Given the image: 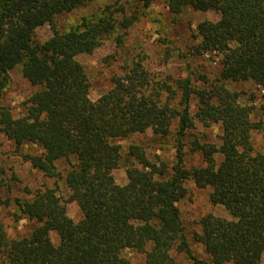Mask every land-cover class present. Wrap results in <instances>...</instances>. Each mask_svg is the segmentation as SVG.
Wrapping results in <instances>:
<instances>
[{
    "label": "trees",
    "instance_id": "16d2710c",
    "mask_svg": "<svg viewBox=\"0 0 264 264\" xmlns=\"http://www.w3.org/2000/svg\"><path fill=\"white\" fill-rule=\"evenodd\" d=\"M95 0H0V133L17 146L32 143L39 155H24L47 177L58 175L56 162L70 163L64 176L70 193L63 199L54 187L36 189L17 200L20 214L35 222L28 234L9 238L0 222V264H131L124 251L144 254V264H175L173 249L190 255L177 202L187 194L186 180L210 187V197L230 218L206 214L199 219L196 240L211 264H260L264 255V153L254 151L251 133L259 123L253 107L241 103L226 81H252L264 88V0H167L171 13L186 8L216 10L215 22L201 21L194 51L213 53L219 77L208 92L197 91L198 120L219 124V143L195 140L192 151L202 166L187 168L183 138L191 126L188 111L194 92L190 79L179 82L182 111L173 106L174 89L155 80L140 61L96 100L80 54H90L117 26L128 27L136 16L123 5H106L98 16L82 17L67 31L55 28V17ZM151 0H143L148 6ZM50 25L43 42L35 30ZM20 64L23 76L38 89L15 117L1 104L8 72ZM207 80V79H205ZM165 94V95H164ZM177 120L175 161L171 168L151 161L135 143L119 139L151 130L168 137ZM216 155L221 159L217 161ZM124 167L127 181L118 184L113 170ZM75 202L78 220L67 213ZM57 235V243L51 233Z\"/></svg>",
    "mask_w": 264,
    "mask_h": 264
},
{
    "label": "rangeland",
    "instance_id": "374dc122",
    "mask_svg": "<svg viewBox=\"0 0 264 264\" xmlns=\"http://www.w3.org/2000/svg\"><path fill=\"white\" fill-rule=\"evenodd\" d=\"M123 5L122 14L136 16V20L128 27L117 28L106 34L98 46L90 54H80L78 61L84 66L90 81L89 97L96 100L112 86L113 76H122L135 61H140L155 80L170 84L174 89L172 104L178 111H182L178 101L182 89L179 82L190 79V86L194 89L188 102L191 126L183 138L184 163L187 168L205 164L202 155L192 151L195 140L208 143H219L221 129L219 124L204 125L197 116L199 105L197 91L208 92L210 82L219 77L220 65L217 55L213 53L197 54L194 47L197 44L196 26L201 21L215 22L219 13L216 10L198 11L186 8L180 13H171L167 0H151L144 6L143 0H95L86 6L70 12L57 15L54 20L55 28L67 31L70 27L80 23L82 17L98 16L106 6ZM53 34L50 25H43L35 30L36 41L43 42ZM9 80L1 96V104L8 106L12 114L17 117L24 113L27 99L38 87L31 85L23 76L21 65L17 64L8 72ZM207 79V80H205ZM225 86L238 92L239 101L253 107L251 119L259 123V128L251 133L254 151L264 153V88L252 81H226ZM165 95V94H164ZM178 129L177 120L171 125L168 137L157 138L151 130L135 134L118 142L124 147L131 143L140 145L151 161L165 162L169 167L175 161V136ZM41 148L32 143L17 146L12 140L0 133V222L9 238H17L28 234L35 225L33 220L21 216L17 200L31 198L34 191L44 187H54L65 200L69 196V189L65 183V174L70 163L65 160L56 162L58 175L47 177L34 168L24 155H39ZM217 161L221 159L216 155ZM113 176L118 184L127 181L124 167L113 170ZM186 196L176 204L184 226V232L190 249V255L171 251L175 264H211L209 255L196 240V233L200 232L199 219L206 214L230 218L229 212L220 204L211 201L210 187H197L192 180H186ZM67 213L73 220H78L81 212L75 202L66 203ZM51 239L57 243V235L52 232ZM124 255L131 264H144V254L132 249L124 251ZM264 264V255L261 263Z\"/></svg>",
    "mask_w": 264,
    "mask_h": 264
}]
</instances>
